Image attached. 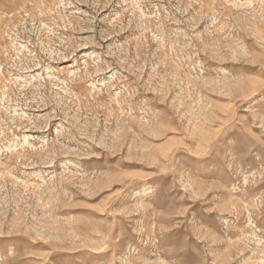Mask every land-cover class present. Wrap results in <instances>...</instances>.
Masks as SVG:
<instances>
[{"label": "rangeland", "instance_id": "1", "mask_svg": "<svg viewBox=\"0 0 264 264\" xmlns=\"http://www.w3.org/2000/svg\"><path fill=\"white\" fill-rule=\"evenodd\" d=\"M0 264H264V0H0Z\"/></svg>", "mask_w": 264, "mask_h": 264}]
</instances>
